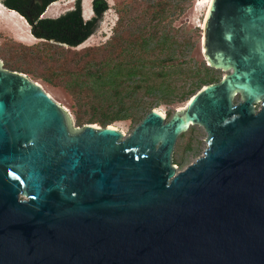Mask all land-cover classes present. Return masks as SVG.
Returning <instances> with one entry per match:
<instances>
[{
	"label": "water",
	"instance_id": "obj_1",
	"mask_svg": "<svg viewBox=\"0 0 264 264\" xmlns=\"http://www.w3.org/2000/svg\"><path fill=\"white\" fill-rule=\"evenodd\" d=\"M52 1L0 4L34 38L70 47L106 9L93 0L82 23L75 0L32 26ZM201 37L207 66L228 73L168 120L150 110L128 135L73 127L0 62V264H264V0H211ZM192 126L206 148L177 172L174 146Z\"/></svg>",
	"mask_w": 264,
	"mask_h": 264
},
{
	"label": "rangeland",
	"instance_id": "obj_2",
	"mask_svg": "<svg viewBox=\"0 0 264 264\" xmlns=\"http://www.w3.org/2000/svg\"><path fill=\"white\" fill-rule=\"evenodd\" d=\"M59 1L56 2L61 8L59 12L52 17L45 15V18H57L73 9L75 0ZM92 1L86 3L80 0L84 20L92 18ZM105 1L108 9L98 27L86 41L72 49L34 38L27 22L16 12L3 7L5 10L0 9V62L3 68L15 70L38 83L53 101L70 114L73 127L80 128L90 123L101 127L99 120L106 118L108 126L117 127L128 135L137 124L132 120L133 116L143 117L148 111L156 109L168 120L187 102H177V97L196 80L188 76V70H195L201 63L207 66L201 36L208 7L204 3L199 5L203 0ZM159 5L164 8L161 13L157 11ZM153 31L158 36L162 31L169 32L171 43L155 47V41H150L142 48L137 44L119 56V47H128L133 40L140 42ZM86 49L89 52L85 57L82 53ZM107 57L112 58L111 65H130L144 60L146 70L149 61H162L164 64L154 65L152 70L168 73V83L152 78L147 83H140L141 88L132 92V88L139 84L136 77L121 79L118 85L89 78L82 92L66 89L72 81L69 74L81 72L83 60L99 63ZM215 71L220 79L228 73ZM117 89L125 99L124 108H120L119 99L115 97ZM205 137L201 127L192 126L177 138L173 151L177 172L203 154Z\"/></svg>",
	"mask_w": 264,
	"mask_h": 264
},
{
	"label": "trees",
	"instance_id": "obj_3",
	"mask_svg": "<svg viewBox=\"0 0 264 264\" xmlns=\"http://www.w3.org/2000/svg\"><path fill=\"white\" fill-rule=\"evenodd\" d=\"M58 1L59 0H54L51 3H49L48 5H46L42 12H44V10L48 6H50L51 4L56 3ZM102 1L104 2L105 6H106V9H105V11H106L108 9V5H107L105 0H102ZM79 5H80V21L82 23H85V22L91 20V19L84 20L82 18V11L83 10H81L80 2H79ZM71 10H68L65 13H67V12H69ZM163 10H164L163 6L159 5L158 8H157V11L159 13H161ZM41 13L33 20L32 26H35L38 21L55 20V19H58L59 17H61L62 15L65 14V13L62 14V15H60L57 18H45V17L41 16ZM30 31H31V27H30ZM89 36L84 41H86L89 38ZM170 40H172V36H171V34L169 32L162 31L161 35L158 36V33L157 32L155 33V31H153V32L149 33L147 35V37L142 38L140 42H137V41L133 40L130 43H128V47H119V51H118L119 53L118 54H119V56L123 55L126 52L127 49L129 50L132 47H135L137 44H139L141 46V48L145 47L148 44V42H150V41H155V47H164L166 44L171 43ZM45 41L46 42H53V41H47V40H45ZM84 41H82L80 44H78L75 47H70V46H67V45H64V44H61V43H58V42H54V43L59 44V45L67 46L69 49H72V48H77ZM88 52H89V49H86L85 51H83L82 56L86 57L88 55ZM112 61L113 60H112L111 57H107L106 59L102 60L99 63H94L93 60L91 62L87 61V60H83L82 61V66L83 67H82L81 72H78L76 74L75 73L69 74L70 77H71L70 79L72 81L68 85H66V89L71 91V92L72 91H74V92H82L86 88L85 85H86L87 79H89V78L93 79L94 81H102L104 83H111V84L118 85L117 83H120L119 80H121V79L127 80V79H133V78L136 77L137 78V82L136 83H139V84L135 85L132 88V92H135V91H137L138 89L141 88V84L140 83H147L152 78H154V79L155 78H159L160 79V83H168L167 80H166V78L168 77V73L164 72L163 70H159V71H153L152 70V67L154 65H159L160 63L164 64V63H162V61H160V62L157 61L158 63H154L156 61H149V65H148L149 68L147 70L145 69L146 66L144 64V60H138L137 62H134V63H132L130 65H120V64H117V63L111 65ZM171 66H173V65L171 64ZM90 67H91V69H90ZM84 70H86V71L84 72ZM12 71H15V70H12ZM187 74H188V76L190 78L193 77L196 80L188 87V89L183 90L178 95L177 102L188 101L190 99V97L193 94H195L199 89H201L203 86L209 85V84H212V83H217V82H219L221 80L220 77L217 76L216 71L214 69L209 68L208 66H206L203 63H201L200 65L196 66L195 70H193V71L192 70H188ZM165 88H167V87H165ZM115 97H117L119 99L120 108H124L123 104L125 102H123V100H125V99H124V97L120 96L118 89L115 92ZM125 109H126V107H125ZM143 117H137L136 118L135 116H133L132 120L136 121L137 124H138L143 119ZM107 120L108 119H106V118H103V119L99 120V122L101 123V127H105V126L108 125V123H106ZM111 120H113V119H110V121Z\"/></svg>",
	"mask_w": 264,
	"mask_h": 264
},
{
	"label": "bare ground",
	"instance_id": "obj_4",
	"mask_svg": "<svg viewBox=\"0 0 264 264\" xmlns=\"http://www.w3.org/2000/svg\"><path fill=\"white\" fill-rule=\"evenodd\" d=\"M61 2H65V1H67V0H60ZM59 1V2H60ZM69 1H72V0H69ZM86 1V3H88V1H90V0H85ZM210 2H211V0H203V1H201V2H199V5H202L203 3L204 4H206V6L207 7H209V5H210ZM58 3V2H57ZM85 3V4H86ZM61 7H63V6H61ZM0 9H2V11L3 10H5L4 8H3V6H1L0 5ZM61 8H60V6H57V4L55 3H53V4H51L50 6H48L47 7V9H46V11H45V15H47V16H55L58 12H59V10H60ZM13 14H15V13H13ZM16 15H17V13H16ZM18 16V15H17ZM22 37V36H21ZM21 37H18L19 38V40H21Z\"/></svg>",
	"mask_w": 264,
	"mask_h": 264
},
{
	"label": "crops",
	"instance_id": "obj_5",
	"mask_svg": "<svg viewBox=\"0 0 264 264\" xmlns=\"http://www.w3.org/2000/svg\"><path fill=\"white\" fill-rule=\"evenodd\" d=\"M42 17H45V13L43 14V16Z\"/></svg>",
	"mask_w": 264,
	"mask_h": 264
}]
</instances>
